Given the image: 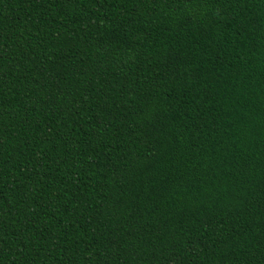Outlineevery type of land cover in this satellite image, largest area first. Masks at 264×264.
Segmentation results:
<instances>
[{
	"label": "trees",
	"instance_id": "1",
	"mask_svg": "<svg viewBox=\"0 0 264 264\" xmlns=\"http://www.w3.org/2000/svg\"><path fill=\"white\" fill-rule=\"evenodd\" d=\"M0 264H264V0H0Z\"/></svg>",
	"mask_w": 264,
	"mask_h": 264
}]
</instances>
